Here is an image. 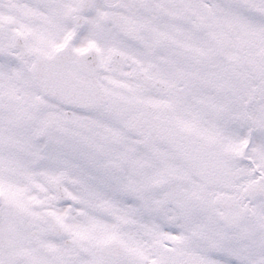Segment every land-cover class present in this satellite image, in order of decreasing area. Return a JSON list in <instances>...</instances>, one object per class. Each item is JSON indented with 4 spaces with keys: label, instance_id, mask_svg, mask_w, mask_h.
Here are the masks:
<instances>
[{
    "label": "snow or ice",
    "instance_id": "1",
    "mask_svg": "<svg viewBox=\"0 0 264 264\" xmlns=\"http://www.w3.org/2000/svg\"><path fill=\"white\" fill-rule=\"evenodd\" d=\"M0 264H264V0H0Z\"/></svg>",
    "mask_w": 264,
    "mask_h": 264
}]
</instances>
